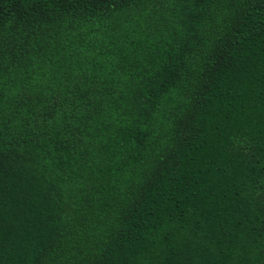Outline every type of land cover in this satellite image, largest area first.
Listing matches in <instances>:
<instances>
[{
  "label": "trees",
  "instance_id": "trees-1",
  "mask_svg": "<svg viewBox=\"0 0 264 264\" xmlns=\"http://www.w3.org/2000/svg\"><path fill=\"white\" fill-rule=\"evenodd\" d=\"M0 264H264V0H0Z\"/></svg>",
  "mask_w": 264,
  "mask_h": 264
}]
</instances>
